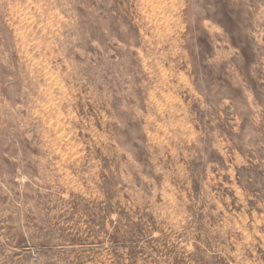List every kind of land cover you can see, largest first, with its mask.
<instances>
[{
	"label": "rangeland",
	"instance_id": "374dc122",
	"mask_svg": "<svg viewBox=\"0 0 264 264\" xmlns=\"http://www.w3.org/2000/svg\"><path fill=\"white\" fill-rule=\"evenodd\" d=\"M0 264H264V0H0Z\"/></svg>",
	"mask_w": 264,
	"mask_h": 264
}]
</instances>
